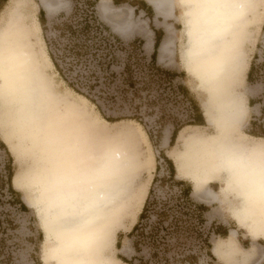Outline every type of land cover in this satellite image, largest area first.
Returning <instances> with one entry per match:
<instances>
[{
    "label": "bare ground",
    "instance_id": "1",
    "mask_svg": "<svg viewBox=\"0 0 264 264\" xmlns=\"http://www.w3.org/2000/svg\"><path fill=\"white\" fill-rule=\"evenodd\" d=\"M8 1L0 25V100L4 115L0 137L17 157L30 148L46 161L44 174L30 183L27 178L26 187H34L36 193L47 197L51 255L56 264H127L113 254L114 237L124 229L125 216L129 214L134 220L151 175L137 186L140 163L134 144L136 132L93 115L84 98L78 103L53 90L45 72L51 62L35 11L28 13L27 0ZM147 1L164 20L175 16L176 1L181 5L186 42L180 59L204 92L201 109L205 124L215 129V133L203 135L198 125H188L177 132L176 145L166 152L176 175L189 178L193 192H201L207 201L218 200L210 185L222 178L221 191L239 192L240 207L234 206V214L247 223L250 235L264 237V137L244 134V139L234 141L223 132L241 124L247 112L241 93L233 91L231 85L242 79L248 67L243 44L256 20L264 15V0ZM39 2L47 15L61 4V0ZM130 9L115 7L110 0L97 4L101 18L121 36L134 28ZM164 27L166 36L158 47L159 61L173 55L174 31L168 23ZM137 29L146 38L145 48L151 49L146 21L141 20ZM139 128L143 142L148 144ZM169 135V131L164 132L161 146L167 145ZM196 143L208 148L203 159L192 161L195 154L188 152ZM146 157L147 169L152 171L155 160L150 152ZM211 251L224 264L230 263L226 258L244 264L260 252L258 248H241L234 229L229 230L228 237L215 240Z\"/></svg>",
    "mask_w": 264,
    "mask_h": 264
},
{
    "label": "rangeland",
    "instance_id": "2",
    "mask_svg": "<svg viewBox=\"0 0 264 264\" xmlns=\"http://www.w3.org/2000/svg\"><path fill=\"white\" fill-rule=\"evenodd\" d=\"M27 1L30 2L28 13L36 11L39 21L43 20V25L39 24L40 37L51 62L45 72L53 90L60 97L78 103L84 98L86 108L93 115L136 132L134 144H137L136 159L140 163L137 186H142L151 174L143 204L134 214V220L129 214L125 216L124 229L115 234L114 256L121 261L122 258L132 260L134 264H180L193 257L199 264H224L212 253V244L228 237L229 230L234 228L236 243L241 248H258L260 251L244 264H255L260 259L257 264H264V239L252 241L244 228L237 227L231 215L236 201L233 194L229 197L221 191L222 178L210 185L218 193L219 200L207 201L201 192H193L191 187V201L188 202L181 194L183 186L176 182L179 178L176 172L175 178L169 177L164 158L169 142L166 147L161 146L164 132L169 131L171 136L176 127L180 130L194 119L202 121L204 117L201 106L205 94L197 79L185 71L180 59V51L186 42L181 5L176 1L175 16L166 20L157 17L154 10L134 13L132 9L133 21L145 20L146 28L151 31L152 47L146 49L144 35L133 33L123 39L113 32L98 13L99 0H61L60 7L51 15L45 13V18L39 12V0ZM133 1L112 3L110 0V3L115 7H131ZM2 4L0 0V7ZM110 19L114 20L113 17ZM87 20L90 23L86 24ZM165 23L174 31L173 55L159 61L157 52L153 66L150 55L154 33L159 31L162 41L166 36ZM243 51L248 65L254 63V71L251 83L245 81L246 69L242 79L231 85L233 91L241 93L247 105L241 124L223 130L228 139L234 141L244 139V134L264 137V115H261L264 109V15L256 20L243 44ZM174 71L182 76L167 75ZM126 78L130 80L129 84L124 82ZM249 99L254 102L249 104ZM2 110L0 100L1 120L4 117ZM138 127L146 134L148 144L143 142ZM0 128L3 130L4 126L0 124ZM197 129L203 135L215 133V129L205 123ZM217 132V136L223 135V132ZM207 148L203 143H196L188 155L195 154L192 161L203 159ZM147 152L155 160L152 171V168L147 169ZM44 163L43 156L30 148L17 157L0 137V264L57 262L51 255L53 237L47 225V197L36 193L34 187H26L27 178L30 183L31 179L44 174ZM8 173L16 194L8 189ZM146 202L147 213L138 230L130 234ZM197 205L206 209L201 211ZM136 245L139 251H136ZM226 259L229 264H238L232 258Z\"/></svg>",
    "mask_w": 264,
    "mask_h": 264
},
{
    "label": "trees",
    "instance_id": "3",
    "mask_svg": "<svg viewBox=\"0 0 264 264\" xmlns=\"http://www.w3.org/2000/svg\"><path fill=\"white\" fill-rule=\"evenodd\" d=\"M4 1L5 0H2V2H4ZM133 2H131L130 4H132ZM139 4L145 9V12L146 13L148 11H151L152 10L151 7L149 5H147L145 2H139ZM39 12L42 15L44 14V12H43L42 9H40ZM89 19H90V16H89ZM40 23L43 25V20L41 21V19H40ZM88 23H90V20H87V23L86 24H88ZM116 40H118V38H116ZM159 42H160V33H159V31H155V38H154V44H153V52L150 55V62H151V64L153 66H155V64H156V57H157V50H158V47H159ZM132 43H134V41ZM253 71H254V63H251L250 68H249V70L247 72V76H246V79H247L248 82H252ZM167 75L169 77H175V76H178V75L179 76H182L181 73H175V71L174 72H168ZM129 81L130 80L128 78H126L124 82L129 84ZM253 102H254V100L249 99V104H252ZM196 110H198V109L196 108ZM261 115H264V109H262ZM189 125H199V126H202V125H204V119H202V121H200L199 119L198 120L197 119L196 120L194 119L193 123H189ZM178 130L179 129L176 127L172 131L171 136H170V140H169V146H171V145L174 144L175 137L177 135ZM164 158H165L166 163H167L168 168H169V174H170L169 177L175 178V170H174V166H173L172 161L169 158H167L166 156ZM7 178H8V189L10 190V192L12 194H16V191L11 187L12 185L10 184V179L12 178L10 173H8V177ZM176 182H177V184L183 186L182 189H181V194L186 199V201H188V202L191 201V199H190L191 185L189 183L185 182L184 180H179L178 179V180H176ZM22 206H24V205H22ZM196 207H197V209H199L201 211L206 209V207L205 206H202V205H197ZM147 209H148V203L146 202L144 204V206H143L142 211L140 212V214L138 216V221L132 227V230H131L130 234H133V233H135L138 230L141 220L145 217V214L147 213ZM207 246H209V245H207ZM116 247H119L118 246V242H116ZM135 249H136V251H139V247H137V245H136ZM122 261L125 262V263H127V264H134L132 262V260H127V259H123L122 258ZM141 264H144V263H141Z\"/></svg>",
    "mask_w": 264,
    "mask_h": 264
},
{
    "label": "crops",
    "instance_id": "4",
    "mask_svg": "<svg viewBox=\"0 0 264 264\" xmlns=\"http://www.w3.org/2000/svg\"><path fill=\"white\" fill-rule=\"evenodd\" d=\"M116 2H118V3H128V0H112V3H116ZM139 2H145L147 5H149L150 7H151V9L152 10H154L153 9V7L148 3V1H146V0H134V2L131 4V7L129 6V8H131L130 10H131V13H132V9H133V11H134V13H135V11H142L143 13H146L145 12V9L139 4ZM3 4H2V6L0 7V21L1 20H3L4 19V15H5V11H6V8H7V5H8V3H9V1L8 0H5L4 2H2ZM131 3V2H130ZM40 6V5H39ZM40 9H42L43 10V12H44V18H45V11H44V9L42 8V7H40ZM40 9H39V11H40ZM124 11H126V13H128V9L126 8V9H124ZM155 12V11H154ZM130 13V14H131ZM47 14V13H46ZM155 15H156V13H155ZM157 16V15H156ZM35 17H36V19L38 20V22H39V24H40V21H39V18L37 17V12L35 11ZM157 17H159V16H157ZM160 18V17H159ZM131 19H132V21H133V18H132V15H131ZM139 22H135V24H134V21H133V25H134V28L131 30V31H133V32H131V31H128V33H127V35L126 36H121V35H119V34H117L118 36H120L121 38H123V39H127L128 37H130L133 33H138V34H142L141 33V30L140 29H137V24H138ZM114 32V31H113ZM154 36H155V33H154ZM155 38V37H154ZM160 43H161V40H160V42H159V45H160ZM154 44V43H153ZM157 52H158V50H157ZM250 65H251V63L248 65V68H247V72H248V70H249V68H250ZM247 72H246V76H247ZM245 81L249 84V83H251V82H248L247 81V79H246V77H245ZM248 103H249V100H248ZM203 119H204V117H203ZM204 123H205V120H204ZM170 136V135H169ZM254 137H256V136H254ZM259 137H262V136H259ZM168 142H169V138H168V140H167V145H168ZM166 145V146H167ZM166 146H162V147H166ZM170 147L171 146H169V148L166 150V152L170 149ZM166 157L167 158H169L168 156H167V153H166ZM170 159V158H169ZM171 160V159H170ZM173 163V162H172ZM177 179H179V180H187L188 182H190L191 183V181L189 180V178H187V177H179V178H177ZM219 181V179H215L214 180V182L212 183V184H214V183H216V182H218ZM211 184V185H212ZM191 187H192V184H191ZM192 190V189H191ZM218 194V193H217ZM225 194L228 196L229 195V197H230V195L231 194H233L232 196H233V200L234 201H236L235 202V205H233V207L235 206H237V207H240V201L238 200V199H240V197H239V192H235V191H232V190H227L226 192H225ZM219 200V199H218ZM233 201V202H234ZM233 207H232V209H231V215H232V217H233V219L235 220V222H236V224H237V227L238 228H244L245 230H246V232H247V234L250 236V239L252 240V241H255V239H257V238H262V239H264V237H262L261 235H257L256 236V238H254L253 236H251L250 234H249V232H248V230H247V223L244 221V223H242V222H240V220L238 219V217L234 214V211H233ZM233 211V212H232ZM235 216V217H234ZM234 229V228H233Z\"/></svg>",
    "mask_w": 264,
    "mask_h": 264
},
{
    "label": "snow or ice",
    "instance_id": "5",
    "mask_svg": "<svg viewBox=\"0 0 264 264\" xmlns=\"http://www.w3.org/2000/svg\"><path fill=\"white\" fill-rule=\"evenodd\" d=\"M180 264H199V262L193 257L190 260L187 261H181Z\"/></svg>",
    "mask_w": 264,
    "mask_h": 264
}]
</instances>
